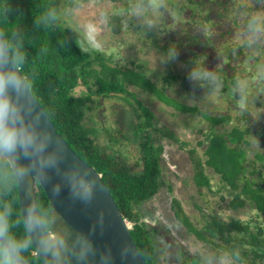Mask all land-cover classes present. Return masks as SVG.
I'll return each mask as SVG.
<instances>
[{"label":"trees","instance_id":"1","mask_svg":"<svg viewBox=\"0 0 264 264\" xmlns=\"http://www.w3.org/2000/svg\"><path fill=\"white\" fill-rule=\"evenodd\" d=\"M82 1L84 0H80ZM78 2L79 0H11L13 12L9 15L8 22L0 20V31L10 32L17 27L25 30L24 47L28 59L23 71L31 78L33 95L69 146L102 175L123 216L135 223L131 234L146 262L169 264L163 260L168 257L158 251V248L166 244L159 237L163 234L159 233L161 222L151 219L152 212L148 214L144 207L166 183L163 176L165 165L162 163L165 142L168 141L170 145L177 143L182 149H186L190 143L181 139L174 131L157 128L154 113L137 100V90L153 93L179 113L201 115L199 117L207 122L204 140L199 141L198 146L190 151L191 160L196 163L193 181L198 193L202 195L203 190L205 192L207 188H213V178L219 177V183L224 189L221 192L226 191L228 194L222 195L220 199L227 201L226 209L235 212L229 218H223L218 211L210 208V201L205 199V203L194 202L195 209L204 216L203 220L195 222L182 208L179 200L173 197L172 209L187 232L180 234L182 244L191 237V241L202 251L238 248L243 264H264V141L257 140V136L264 135V131L254 129L249 113L244 108L240 107L235 117L230 113L211 114L201 109L200 104L195 101L188 104L171 97L169 92L178 93L182 99H188L192 95L175 89L178 74L173 73L174 69L170 68L164 73L153 71L158 79L154 80V76L150 77L146 70L147 62L140 66L132 60V67L120 62L113 63V57H107L91 41H86L71 26L65 25L66 20L62 19L63 6H74ZM53 5L59 9L57 23L47 28H36L33 18L39 17ZM106 20L108 27L116 33L121 29L135 28L133 17L130 19L121 14L109 13ZM123 24L127 26L124 28ZM161 27H165V32H168V23L163 22L151 28L146 37L150 38L154 46H160L159 51L165 54L177 45V36H168L166 43L161 44L162 40L157 37ZM136 28L138 30L134 29L135 33L142 30L140 25ZM188 37V44L196 43L195 38L190 35ZM197 42L199 43L198 40ZM188 52L191 59L185 62L189 66H193V61L197 58L202 63L201 55ZM180 59L184 60L182 56ZM167 64L172 65L173 61ZM221 77L223 89L219 94L224 98L226 94L235 98L230 87L238 79L226 78L225 75ZM223 78L232 79V83L227 84ZM192 83L193 86L200 87ZM80 87H85L87 91L80 90L77 94ZM120 93H126L127 100L134 98L137 105L129 100L128 107L132 108L131 111L126 109L128 107L119 109V128L112 131L110 125L101 126L92 116L89 117L97 126H89L88 113L102 107L103 98ZM200 95L197 100H201ZM129 135L137 142L141 151L143 167L140 169L132 168L123 153V142L129 139ZM169 190L172 192L173 188L169 186ZM12 199L13 197L0 198V205L9 203ZM14 199L16 212L22 217L18 186ZM37 201L46 203L51 208L50 200L39 182ZM221 206L223 209L225 205ZM242 210L251 212L244 214L247 217L236 215V212ZM166 230L170 233L169 229ZM18 234H25L22 226L18 229ZM182 244L177 248L185 256L186 248ZM198 255L187 254V260L183 264H189V261L190 264H198ZM28 257L31 264H43L35 253L34 246Z\"/></svg>","mask_w":264,"mask_h":264},{"label":"clouds","instance_id":"2","mask_svg":"<svg viewBox=\"0 0 264 264\" xmlns=\"http://www.w3.org/2000/svg\"><path fill=\"white\" fill-rule=\"evenodd\" d=\"M146 28L159 26L148 23L146 13L151 5H132ZM11 0H0V20L8 22L12 14ZM59 9L49 6L33 18L36 28L57 23ZM25 30L14 28L0 32V198L13 197L0 205V264H31L28 253L33 246L45 264H116L111 246L99 247L93 238L97 225L103 230L105 214L100 212L92 230L75 231L53 208L38 202L33 185L38 179L50 183L51 191L59 196L64 188L73 201L91 204L98 188V177L87 165L66 163L65 144L56 138L49 127L47 115L40 109L32 94L30 76L23 71L28 54L24 47ZM243 45L250 49L264 46V0H253L252 11L245 17ZM178 56L175 47L159 57L161 65ZM205 61V60H204ZM199 58L193 61L188 78L206 90L205 98L223 87L221 75L209 69ZM234 87H244L239 80ZM189 103L194 101L189 100ZM58 177L52 182V175ZM19 185L24 195L23 216L15 208L14 194ZM23 227L24 235L18 234ZM119 255L124 264H136L138 253L128 242L122 244ZM198 264H243L238 248L220 251H201Z\"/></svg>","mask_w":264,"mask_h":264},{"label":"rangeland","instance_id":"3","mask_svg":"<svg viewBox=\"0 0 264 264\" xmlns=\"http://www.w3.org/2000/svg\"><path fill=\"white\" fill-rule=\"evenodd\" d=\"M138 3L151 5L150 12L146 13V15L150 16L148 23H157L160 25L165 22L169 23L170 27L174 26L172 21L175 22L179 19L177 8L180 6L188 7V1L186 0H84L82 2L79 0L74 6H63L62 19L66 20L65 25L71 26L83 39L91 41L93 45H96L95 48L97 50L101 51L107 57H113L115 59L113 63L120 62L125 66L132 67L130 62L132 60L140 66L145 65V62H147L146 70L149 71L148 74L150 77L154 76L153 71L155 70L164 73L170 68L174 69L173 73L176 72L178 74L175 89L183 93L190 92L192 95L190 94L191 96L188 99H182L178 96V93L169 92L171 97L184 100L188 104H191L189 100L195 101L200 104L201 109H205L211 114L230 113L235 117L238 114V109L240 107L244 108L249 113L248 117L254 129L264 131V66L259 64L258 61L246 57V54H250L252 50L248 47L240 48V52L233 50L234 58L237 57L233 62L242 63L243 61L245 71L243 75L235 76V78L243 83L244 87L239 90L234 86L230 87V90L235 94V98L228 94H226L225 98L222 97L219 93L223 87L218 92H214L203 98L206 95V90L202 87L193 86V81L188 78V73L192 66H189L185 62L186 60H181L177 57L172 65L167 63L161 65L159 63V57L164 53L159 51L157 46L154 47L150 42V38L146 37V34L149 33L151 28H146L142 18L135 16V9L132 5ZM109 13L121 14L130 19L132 17L133 19L135 18L134 29L138 30L136 27L140 25L142 30L140 29L138 33H135L131 27V30L121 29L118 33L114 32L107 25L106 16ZM170 22L173 26H171ZM123 25L124 28L127 26V24ZM169 34H171L169 29L168 32H165V27H161V32L157 33L158 39L162 40L161 44L166 43L165 39L169 38ZM232 43L233 47L240 46L239 39L232 41ZM197 53L199 54L200 52ZM185 59L189 60L191 58L186 56ZM213 61L211 60L209 64H215ZM217 64H215V68L219 67ZM218 65H221V63ZM232 76L231 70H229L227 78ZM155 77L152 78L158 80ZM160 81H162L161 78ZM226 83L231 84L232 81L226 80ZM131 89L134 88L131 87ZM80 90L83 92L87 91L85 87H80L78 88L77 94L80 93ZM198 95H200L201 100H197ZM126 96V93H120L103 98L101 100L103 103L102 107L95 109L94 112L90 111L88 113L87 118L89 119L87 121L89 122V126H97L89 117L92 116L101 126L108 124L111 126L112 131H116L119 128V124L117 123L120 114L119 109L128 107L130 104L129 100L133 102V105H137L134 98L130 97L127 100ZM137 97V100L147 105L154 113L157 128L162 127L169 131H174L181 139L190 143L186 149H182L176 142L175 145L168 144V141L165 142L166 150L163 154L162 163L165 165L163 176L166 183L146 207L156 208L159 216L165 221L171 219L175 223L177 240L181 241L183 240L180 234L187 232L180 220L174 217V212L172 211L173 197L179 200L182 208L195 222L204 219L202 212L194 207V202L197 201L205 203L206 200H209L210 208L218 211L223 218H229L230 215L235 214L234 211L226 209L227 201H221L220 199L227 192H221L224 189L222 184L219 183V177L215 176L213 178L211 185L213 188H207L205 192L203 190L202 195L198 193L193 181L192 176L196 163L191 160L192 154L190 151L194 146H198L199 141L204 140L205 133L207 132V122L199 117L201 115L193 116L191 114L179 113L177 109L160 101L153 93L148 91L137 90ZM126 109L132 110L131 107ZM261 135L257 136L259 142L264 141V135ZM119 137L122 138L123 136ZM200 149L199 147L198 150L201 152ZM123 150L124 156L132 168L140 169L143 167L142 161L140 160L141 151L131 135H129V139L123 142ZM169 186L173 188L172 192L169 190ZM221 205H225L223 209ZM250 212L242 210L239 213L236 212V215L246 216L244 214ZM182 245L186 248L185 256L180 253L178 254L176 247H170L168 248L167 254L170 260L163 259L164 262L169 264H183L187 260V254L196 255L202 251L198 245L191 241V237ZM176 252L177 256H174Z\"/></svg>","mask_w":264,"mask_h":264},{"label":"flooded vegetation","instance_id":"4","mask_svg":"<svg viewBox=\"0 0 264 264\" xmlns=\"http://www.w3.org/2000/svg\"><path fill=\"white\" fill-rule=\"evenodd\" d=\"M188 1V7L180 6L177 8V14L179 19L172 21L170 27L168 23V29L171 34L168 36H177V45H174L178 52V58L181 56L184 60L185 56H190L189 51L192 53L201 55L200 61H204L205 65L209 69H215V64L218 63L219 67L216 68L217 72L222 76L227 74L231 70L232 77L243 75L244 63H235L237 59L234 58L233 50L240 52V48H244L243 45V28L246 14L252 11L253 0H186ZM183 15V16H182ZM188 35L196 39V43L188 44L190 40ZM190 37V38H191ZM240 40L239 47H233L232 41ZM199 41V43L197 42ZM238 46V45H237ZM155 47V46H154ZM160 49V46H157ZM199 50V51H196ZM201 50V51H200ZM250 54H246L249 59H254L264 66V46L258 49H251ZM202 52V53H201ZM241 54V53H240ZM177 59V58H176ZM214 60L215 64L211 65L209 62ZM261 60V61H260ZM249 71V70H248ZM237 73V74H236ZM239 73V74H238ZM224 79L232 81V79ZM145 210L147 213L152 212L151 219L160 221L159 233H163L159 236L162 240L166 241L165 245L158 248V251L168 257V248L181 246V240H177L175 235V223L168 219L165 221L162 219L158 210L155 208H148ZM174 217L177 218L175 211ZM169 229L170 233L166 230ZM177 252L174 256H177ZM169 259V257L167 258ZM170 260V259H169Z\"/></svg>","mask_w":264,"mask_h":264},{"label":"water","instance_id":"5","mask_svg":"<svg viewBox=\"0 0 264 264\" xmlns=\"http://www.w3.org/2000/svg\"><path fill=\"white\" fill-rule=\"evenodd\" d=\"M1 32V31H0ZM33 94V93H32ZM36 103L39 105L40 109L47 115V120L49 123V127L53 131V134L57 139L61 140L67 150L68 159L66 163L71 162H80L87 165L90 169L93 170L96 177H98V188L96 191V195L91 204H85L81 201H73L69 190L64 188L59 196H55L51 191V185L48 182L42 184L38 179L35 180V184L33 185L34 195L37 200V183L39 182L41 186L44 188L50 203L51 208L59 213L60 217L70 224L75 231H84L89 232L92 230L94 222H96L101 211L105 214V224L103 230L97 225L95 232H93V238L95 243L103 248L107 246H111L114 254L116 255V264H124L119 255V249L123 243H130L138 253L136 258V264H148L144 259L141 251L139 250L132 234L131 229L135 226L134 222L127 221V219L123 216L120 211V208L111 192L108 188L107 184L104 182L102 175L96 171L94 167L89 165L86 161H84L67 143V141L62 137L59 133L57 127L50 119L48 113L43 108L41 103L37 100V98L33 95ZM58 177L53 173L52 182H55ZM19 190V200L21 212L23 215L24 210V195L18 185ZM148 222L147 220H143ZM151 224V223H150ZM35 249V246H34ZM35 253L40 257L39 253L35 249ZM42 263L45 264L43 258L40 257Z\"/></svg>","mask_w":264,"mask_h":264}]
</instances>
